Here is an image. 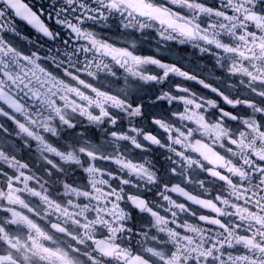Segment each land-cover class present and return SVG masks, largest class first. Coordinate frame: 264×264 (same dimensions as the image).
Returning <instances> with one entry per match:
<instances>
[{
  "label": "snow or ice",
  "instance_id": "snow-or-ice-1",
  "mask_svg": "<svg viewBox=\"0 0 264 264\" xmlns=\"http://www.w3.org/2000/svg\"><path fill=\"white\" fill-rule=\"evenodd\" d=\"M182 2L185 7L178 11L189 17L198 16V26L191 20L180 22L152 0H66L63 15L57 17L55 25L47 24L23 0H6L27 34L35 35L37 41L25 44L14 34L0 33V264H33L36 257L46 260L47 264H77L81 245H86L85 252L95 248L104 264H143L140 257H132L119 247L116 239L119 230L115 223H106L109 217L124 215L120 208L125 205L107 207L112 200H119L120 194L105 189L104 180L88 169L87 179L77 171L67 181L71 187L66 185V193L60 195L61 190L53 181L61 174L50 162L56 158L50 157L49 162L42 160L54 151L53 145L63 149L52 135L56 123L75 128L68 112L75 114L79 109L80 118L98 122L114 116L111 109L106 111L107 105L123 106V97L131 90L127 79L120 95L95 88L90 89L92 95L88 94L93 75H115L117 69L125 70L136 81H147L153 98L158 94L156 82H161V88L169 82L175 85L173 95L179 99L172 101L174 109L179 103L189 108H200V103L219 104L221 111L215 115L225 116L232 128L228 132L209 127L198 112L189 111L184 118L203 126L205 134L217 138L229 136L224 143L234 154L201 143L182 145L179 139L176 140L177 150L173 152L171 148L160 147L170 141L165 140L164 134L158 133L154 126L152 134L142 142L146 148L153 149V159L146 160L143 166L120 162L149 181L158 177L151 198L166 203L169 211L155 209L152 219L166 231L178 250L163 264H252L247 256L233 255L228 250L232 248L233 239L244 248L260 247L257 241L264 236V215H261L264 213V114L257 112L253 120L240 123L242 116L251 115L250 105L233 106L223 87L207 89L205 86V91L200 93V103H197L195 94L191 98L188 96L189 89L196 92L192 85L184 89L179 87L181 80L188 81L193 77L176 61L151 53L138 54L143 53V49L135 41H125L122 46H117L109 43L106 36L113 27L117 32L136 27L143 30L145 26L137 23V17L156 21L177 35L178 43H186L196 48L201 56L215 61L219 70L210 73L209 80L219 78L228 88L241 80L236 95L248 92L243 98L264 108V37L257 39L259 32L253 34L251 27L239 23V16L233 15L237 6L230 0ZM185 8L191 11L185 12ZM247 20L257 29L264 30V16H248ZM168 32L161 34L162 41H172L173 36ZM109 58L115 67L104 63ZM230 61L231 71L226 74L224 69L229 67ZM251 61H255V72L248 66ZM144 64L150 65L147 76L142 72ZM54 66L65 68L60 79L52 73ZM83 68L88 69L87 74L76 72ZM244 84H248L247 89ZM30 100L35 103H29ZM132 106H135V100ZM152 107L162 110L165 116L169 113L165 102ZM154 124L165 126L159 119ZM246 128L258 131L259 139L250 142L241 131ZM122 131V127L110 129L116 140L123 139L119 135ZM237 134H240L238 142ZM92 135L95 136V132ZM181 145L188 151L181 152ZM66 158L73 157L69 153ZM33 173L47 181L43 188H39V180ZM112 184L115 188L120 186L116 181ZM128 191L131 193V189ZM129 198L137 207L144 206V200ZM40 201H45L56 215L65 219L71 217L72 224L78 225L77 235L69 237L77 244L72 252L45 246V241L53 239L52 232L65 235L71 229L58 223H52L49 228L43 221H38L32 205ZM226 211L260 228L256 237L247 233L235 234L229 223L234 217L226 218ZM133 218L140 222L145 220V217H136L134 211ZM206 229L218 230L223 235L213 239ZM226 251L227 256L224 255ZM153 255L163 253L157 251ZM88 264L96 262L89 259Z\"/></svg>",
  "mask_w": 264,
  "mask_h": 264
},
{
  "label": "clouds",
  "instance_id": "clouds-1",
  "mask_svg": "<svg viewBox=\"0 0 264 264\" xmlns=\"http://www.w3.org/2000/svg\"><path fill=\"white\" fill-rule=\"evenodd\" d=\"M65 2L66 0H26V3L34 12L50 25H55L57 17L63 15V4ZM230 2L237 6V11L233 15L239 16V23L251 27L253 34L259 32L260 35L257 36V39L264 37V30L257 29L253 22L247 20L248 16H264V0H230ZM152 3L156 4L160 9L169 12L173 18L178 19L180 22L191 20L194 26H198L196 24L198 16L189 17L178 11V9L185 7L182 0H152ZM190 11V9L185 8V12ZM125 19H127V16H125ZM136 19L138 24L145 26L143 30L136 27L134 30L129 29L127 32L123 29L117 32L116 28L113 27L106 34L108 42L122 46L125 41H135L137 46L143 49V53L138 54L151 53L157 57H166L169 61H176L185 72L193 77L192 80H181L179 87L184 89L187 88V85H192L196 89V92L194 93L189 89L188 96L191 98L195 94L197 103H200V93L205 91V86H207V89L226 88L233 106L239 108L250 105L249 110L251 115L247 117L242 116L240 123H243L244 120H253L257 112L264 114V108H261L255 102L246 101L243 98L249 94L248 92L236 95L240 91L241 80L238 79L235 86L230 88L219 78L209 80V74L219 70L215 66V61L201 56L196 48L186 43H178L179 37L174 33L168 32L166 27L160 23L140 17ZM5 31L9 32L10 35L14 34L16 38L25 44L37 41L35 35L29 36L27 34L19 18L7 6L6 0H0V33ZM165 32L173 36L171 42L161 40V34ZM237 60L241 64L244 63L240 58H237ZM104 63L115 67L110 58L105 59ZM231 63L230 61L229 67L224 69L226 74L231 71ZM254 64L255 61H251L248 66L255 72ZM149 67V64L142 66L143 75H148L147 69ZM64 71L65 68L63 67L57 68V66H54L52 69V73L57 79L61 78V74ZM92 71L95 72V68ZM76 72L87 74L88 69H76ZM117 72L118 74L115 75L106 73L99 76L93 75L88 94L92 95L90 89L95 88L98 91H106L112 95H120L121 89H124L126 86L125 81L127 79L131 90L123 97V106L117 108L111 104L107 105L106 111L111 109L112 113H114V116L110 115L105 118L107 123H105V119H101L98 122L82 119L79 116V109H76L75 114L71 111L68 112L67 116L71 118L75 128L65 127L62 122L56 123L54 125L56 130L52 132V135L56 140H59L63 149L53 145L54 151L47 153L42 160L43 162H49L50 157L56 158L50 162L56 172L61 174L59 178L53 181L55 185L59 186L61 190L60 195L66 193L67 181L77 171L83 173L87 179L88 169H92L93 175L97 176L98 179L104 180L103 187L105 189L113 194H120V199L112 200L107 207L111 208L113 204L126 206L120 208V211L124 213L123 217H109L108 222H106H114L115 227L119 230L118 237H116L119 247L124 248L132 257H140L143 264H163L171 254L178 250L173 242L168 239L166 231L157 226L152 219V211L155 209H159L160 212L169 211L166 203L163 201L158 202L157 199L151 198L152 192L155 191V185L158 183V177L155 180L149 181L143 174L130 171L120 162L127 161L143 166L146 160L153 159V149L146 148L142 142L146 136L152 134L151 129L154 126L157 128L158 133L164 134L165 140L170 141L168 144H161L160 147L171 148L173 152L177 150L176 140L179 139L182 145L201 143L218 148L230 155L234 154L231 153L227 144L224 143V141L230 138L229 136L225 135L222 138H217L214 135L205 134L203 126L184 118L189 111L198 112L209 127H219L228 132H231L232 128L225 116L215 115V113L221 111L220 105L217 103H200V108H196L195 106L189 108V106L179 103L177 108L174 109L172 101L179 99L173 95L176 91L175 85L169 82L166 87L161 88V82H156L155 87L158 94L153 98L149 91L151 86L147 81L142 83L136 81L135 78L129 77V74L122 69H117ZM248 83L250 84L251 81ZM244 87L247 89L248 84H244ZM233 96L235 99H231ZM133 100H135L134 107L132 106ZM161 102H165L168 105L169 113L167 116H165L162 110L152 107ZM29 103L35 102L30 100ZM213 109H215V112ZM36 111L39 112L40 108L37 107ZM214 115L215 118H213ZM45 116H47V112H45ZM158 119L163 122L164 127L154 124ZM113 120H115V124H113ZM172 121H176V123H172ZM113 127L123 128V131L119 133L123 139L116 140L112 137L110 129ZM241 131L243 135L249 138L250 142L259 139L258 131L247 128ZM93 132H95V136L92 135ZM239 137L240 134H237V142L239 141ZM182 145L179 147V150L181 152L188 151ZM69 153H71L72 159L66 158ZM45 171L47 172V169ZM152 174L155 176V172ZM33 175L39 180V188H43L47 181L39 177L38 173H33ZM184 179L186 182L187 177ZM113 181L119 182V188L113 187ZM67 187L70 188L71 185H67ZM89 187L91 189L92 186L90 185ZM128 189H131V193ZM26 195L30 194L26 193ZM130 196L134 199L144 200V206L137 207L132 203V200L129 198ZM65 207H67V204ZM32 208L35 209L36 219L43 221L49 228L52 223H58L66 229H71L65 235L52 232L53 239L45 241V246L62 248L68 252H72L77 247V244L69 239L70 236L77 235L76 229L78 227L77 224H72L71 217L65 219L62 215H56L50 210L49 205L45 201L33 204ZM133 211L136 217H145L144 222L134 219ZM225 215L226 218L227 216L234 217L229 223L232 225L233 232L237 235L247 233L249 236L255 238L256 233L260 231V228L256 225H249L246 221L241 220L239 216H235L234 213L226 211ZM261 215H264V213H261ZM93 216L95 217V212H93ZM105 226L101 225V227ZM206 232L213 239L223 235L214 229H206ZM80 238L83 240L82 235ZM257 243L260 247L244 248L243 245H237L233 239L232 248L228 251H231L233 255L247 256L252 264H264V250H261V248H264V236H261ZM84 247L86 245H81V254L77 260V264H88L89 259L94 260L96 264H104V260L101 259L99 254L95 253V248H90L85 252L83 251ZM157 251L163 253V255H153ZM224 255L227 256L228 252L226 251ZM33 264H47V261L36 257L33 259Z\"/></svg>",
  "mask_w": 264,
  "mask_h": 264
},
{
  "label": "flooded vegetation",
  "instance_id": "flooded-vegetation-1",
  "mask_svg": "<svg viewBox=\"0 0 264 264\" xmlns=\"http://www.w3.org/2000/svg\"><path fill=\"white\" fill-rule=\"evenodd\" d=\"M23 2H26V0H23Z\"/></svg>",
  "mask_w": 264,
  "mask_h": 264
}]
</instances>
